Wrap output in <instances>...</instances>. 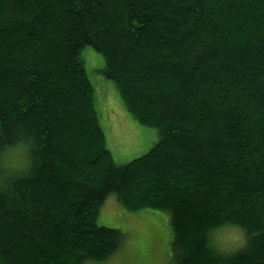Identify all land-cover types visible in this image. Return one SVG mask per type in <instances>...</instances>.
Instances as JSON below:
<instances>
[{
	"label": "trees",
	"instance_id": "16d2710c",
	"mask_svg": "<svg viewBox=\"0 0 264 264\" xmlns=\"http://www.w3.org/2000/svg\"><path fill=\"white\" fill-rule=\"evenodd\" d=\"M85 46L157 131L128 163L105 145ZM111 194L169 213L174 264H264V0H0V264L110 258ZM224 225L246 233L231 255L211 241Z\"/></svg>",
	"mask_w": 264,
	"mask_h": 264
},
{
	"label": "rangeland",
	"instance_id": "374dc122",
	"mask_svg": "<svg viewBox=\"0 0 264 264\" xmlns=\"http://www.w3.org/2000/svg\"><path fill=\"white\" fill-rule=\"evenodd\" d=\"M80 56L86 75L93 86L94 108L104 131L105 145L115 163L122 165L145 154L158 140L156 129L140 125L127 113L114 83L104 75L102 54L91 46H85ZM18 152L23 154L25 161V148H14L8 157V165L10 161L19 164L17 162L19 154H16ZM97 223L120 229L124 233V239L110 258L84 264H153L158 256H161L163 264H170L169 244L172 232L167 211L152 209L125 211L117 197L111 194L99 209ZM214 231L211 241L221 254H234L245 244L246 233L239 227L224 225ZM163 234H166L164 240ZM162 242L166 244V248L161 250Z\"/></svg>",
	"mask_w": 264,
	"mask_h": 264
},
{
	"label": "crops",
	"instance_id": "0c3cea01",
	"mask_svg": "<svg viewBox=\"0 0 264 264\" xmlns=\"http://www.w3.org/2000/svg\"><path fill=\"white\" fill-rule=\"evenodd\" d=\"M163 235H164V238H163V240H164L166 238V234H163ZM170 243H171V241H170ZM170 245L171 244H169V249H170V260L169 261H170V264H174L173 259H172V256H171V247H170ZM163 248H166V244H164L162 242V244H160V249L162 250ZM151 250H149V251H151ZM153 264H163V261L161 259V256H158V258L154 259Z\"/></svg>",
	"mask_w": 264,
	"mask_h": 264
}]
</instances>
